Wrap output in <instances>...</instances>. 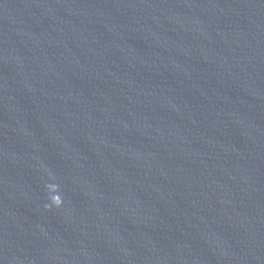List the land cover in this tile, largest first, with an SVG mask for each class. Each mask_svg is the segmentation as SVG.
I'll return each mask as SVG.
<instances>
[{
	"label": "water",
	"instance_id": "1",
	"mask_svg": "<svg viewBox=\"0 0 264 264\" xmlns=\"http://www.w3.org/2000/svg\"><path fill=\"white\" fill-rule=\"evenodd\" d=\"M0 264H264V0H0Z\"/></svg>",
	"mask_w": 264,
	"mask_h": 264
}]
</instances>
